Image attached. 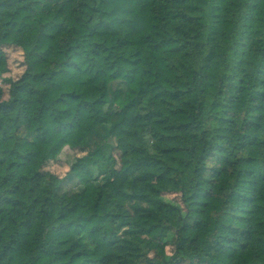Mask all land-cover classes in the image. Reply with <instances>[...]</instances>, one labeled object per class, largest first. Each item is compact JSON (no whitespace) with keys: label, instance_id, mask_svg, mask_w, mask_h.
<instances>
[{"label":"trees","instance_id":"obj_1","mask_svg":"<svg viewBox=\"0 0 264 264\" xmlns=\"http://www.w3.org/2000/svg\"><path fill=\"white\" fill-rule=\"evenodd\" d=\"M0 264H264V0H0Z\"/></svg>","mask_w":264,"mask_h":264},{"label":"rangeland","instance_id":"obj_2","mask_svg":"<svg viewBox=\"0 0 264 264\" xmlns=\"http://www.w3.org/2000/svg\"><path fill=\"white\" fill-rule=\"evenodd\" d=\"M8 57L10 61V66L12 71L10 73L17 74L22 70V66L20 65V61L22 59L21 51L15 48H8ZM83 152L78 149H73L71 147H65L61 154L57 159L48 162L45 166L46 169L51 170L61 176H65L67 171L70 168L71 163L74 159L82 155ZM64 188L66 190H76L78 188L76 179H67L64 183Z\"/></svg>","mask_w":264,"mask_h":264}]
</instances>
